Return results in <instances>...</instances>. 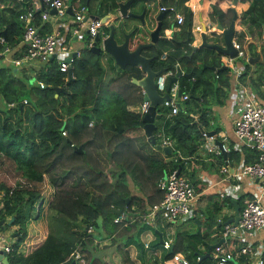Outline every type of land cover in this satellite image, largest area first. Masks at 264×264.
Here are the masks:
<instances>
[{"label":"trees","instance_id":"1","mask_svg":"<svg viewBox=\"0 0 264 264\" xmlns=\"http://www.w3.org/2000/svg\"><path fill=\"white\" fill-rule=\"evenodd\" d=\"M0 1L8 4L0 8V49L5 46L6 52L12 51V57H18L22 55L24 46L16 48L23 28L17 15L27 8L31 0ZM136 1L142 0L133 1L131 8ZM185 1L188 0H155L157 7L166 8L161 21V36L154 46L142 49V54L152 56L150 66L153 69H170L178 63L185 73L179 76L177 82L180 93L187 92L188 97L180 102V108L174 114H168L167 108L157 109L163 121L153 134L163 129L174 140L177 152L186 157V163L172 157L175 149L165 159L159 156L146 141L144 133L135 137L129 135L130 131L142 128L143 113L132 108L142 101L141 90L130 82V79L141 76L138 67L127 65L116 77L110 78L108 88L103 89L105 81L101 79V72L104 68L100 60L103 52L96 54L86 46L79 49V55L73 60L72 79L68 81H64L66 74L59 71L55 58L38 64L32 75L30 69L21 68L18 75L12 71V66L0 65V157L10 160L25 182L39 183L47 177L53 189L50 198L44 200L34 188H25L19 183L9 187L0 182L1 224L7 227L6 217L7 221L12 217L10 225L17 226L12 250L7 255L8 264H79L71 256L76 249L88 259V263L85 260L84 264H98L94 253L97 247L95 241L112 239L120 227L123 232L117 236L126 234V237L135 240L134 237L137 238L146 229L140 218L144 212L143 205L160 199L161 191L156 183L164 173L175 169L193 182L196 190L206 184L194 181L196 168L189 162L191 154L201 143V129L208 128L214 118L211 106L225 103L230 87V70L228 67L221 68L220 54L211 48L200 47L191 53L185 40L192 41V12L184 4ZM248 1L247 8L240 14V23L251 36L260 35L264 24V0ZM80 2L87 6L89 13L93 11L92 14L98 16L114 12L117 8L116 0H98L94 10L90 5L92 1ZM40 9L35 11V23L40 25L41 32H50L48 23L40 21ZM232 12L231 8L223 12L212 4L210 15L225 25ZM176 13L182 16L180 24L176 22ZM125 25L121 26L125 28ZM173 26H177L178 30L172 33L171 38L164 37L163 29ZM144 27L140 38L150 29ZM2 30H5V37ZM103 30L105 34L108 32L107 27ZM138 33L135 26L131 28V42L134 37L140 40ZM61 34L65 40L70 37L66 29ZM121 37L118 34V41ZM243 37L244 33L235 34L239 43H242ZM255 48L252 41L246 42V49L251 55L257 54ZM263 48V45L259 46L258 51L264 52ZM163 52L166 55L162 59ZM105 54L107 70L117 69V72L113 58ZM253 66L251 69V64L245 63L238 77L244 81L248 76L250 87L259 93L260 84L264 81V67L258 62ZM30 76L33 79H29ZM38 81L43 83V87H39ZM120 81L122 91L116 90L115 102H101L100 96ZM54 88H62L56 96ZM189 89H192L191 93ZM89 121L91 125H88ZM62 130L65 134L61 133ZM240 156L250 162L255 152L242 147L240 153L231 148L226 153L229 165H232L231 160L238 161ZM216 157L222 163L221 155ZM199 163V167L205 166L203 162ZM56 168H60L58 177L75 173L77 179L84 180V184L64 189L52 176ZM128 177L137 189L149 184L143 198L130 193L126 181ZM44 204L46 227L43 230L32 229L30 232L36 233L37 240L28 243L30 233L27 226H35L31 219L41 217ZM223 205L231 207L229 199L217 197L211 201V208L208 204L204 207L206 211L201 213L204 232L197 233L196 229L176 231L171 252L168 251L164 257L180 251L185 252L190 264H214L210 256L195 254L198 251L196 244L207 242L211 227H220L216 213ZM120 212H131L137 217L134 216L130 225L126 224L130 218L113 222ZM195 220H191L193 227L196 226ZM88 226L92 227V232L86 230ZM160 242L157 240L152 245L158 246ZM19 247L23 249L19 250ZM205 248L203 246V250ZM122 255L128 261L125 251ZM237 261L231 260L228 264L244 262L242 258ZM262 261L264 264V251Z\"/></svg>","mask_w":264,"mask_h":264},{"label":"built area","instance_id":"2","mask_svg":"<svg viewBox=\"0 0 264 264\" xmlns=\"http://www.w3.org/2000/svg\"><path fill=\"white\" fill-rule=\"evenodd\" d=\"M21 1V0H19ZM4 2L0 1V8L7 6ZM43 7V8H42ZM40 9L39 16L41 20H46L50 17L49 10L54 9L52 15L58 18L59 24L65 27L69 33V38H65L56 28L50 32H41L40 25L35 23V11ZM69 8L72 13H67ZM163 8V7H161ZM171 9V8H170ZM71 17V23L62 22L61 19L67 16ZM18 19L22 21V33L20 36L21 44L24 46L22 55L13 57L10 61L12 65L19 66L27 64L31 61L44 62L50 59L51 54H54V58L57 60V67L59 71L66 74L64 81H67V71L71 67L73 60L79 55V49L68 50L67 43L70 42L72 37L75 38L79 35L80 31L86 33V47L92 44L94 36L97 34L104 36V24L100 16L91 14L88 12L87 6L80 2V0H31L27 8L18 13ZM177 24L182 21V16L179 13L175 15ZM172 28L177 26L165 28L164 32L167 36L172 31ZM60 36L63 38L60 39ZM2 41V38H0ZM232 45L236 50V56L238 58L245 57V48L242 43H239L232 37ZM6 48V47H5ZM5 50L0 49V58L3 56ZM166 53L161 54V58H165ZM235 57H226V64H233ZM178 69V63L173 65V68L163 69L155 77V85L158 92L163 93L165 90V83L168 77L175 74ZM233 74L237 77L241 72L239 67L232 68ZM36 69L32 71L35 73ZM32 75V74H31ZM39 87H43V83L38 81ZM179 91L178 82L173 81L169 87L168 95L169 99H164L161 103L162 107L168 109V114L176 113L178 104L188 97V93L177 95ZM180 92V91H179ZM235 94L236 107L234 117L232 119V131L235 140L251 150L256 152L255 158L250 162L241 163L237 167L238 174L251 177L257 182V190L248 197L243 199V202L239 208V217L236 222L224 223L220 228V236L222 241L215 245L211 250V257L215 264H228L229 261L234 258L250 253V247L248 245H241L236 250H231L228 244L232 241L238 240L236 237L243 231H255L264 226V205L262 200L264 198V100L258 98V95L251 91V89L238 87ZM148 101L142 100L136 108L139 112L144 113L146 110ZM91 125V121L88 122ZM65 134V131H61ZM201 135L204 139L203 148L208 153L218 154L220 152H227L229 146L224 143V138L216 143L215 137L208 135L206 130H201ZM159 144L162 146H168L171 151L175 149L173 139L166 135L163 130L156 132ZM241 147V146H238ZM176 150V157L185 160V156H181ZM226 165L222 166V171H226ZM156 186L161 190L162 194L158 201L146 206L143 219L147 218L149 221L157 216L163 217L166 220L174 221L178 218L184 219L191 214L192 203L201 194L195 186L178 171L171 170L164 173L156 183ZM204 190L211 189L210 187H204ZM128 218L126 212H120L114 217L113 222L119 223ZM131 219V218H130ZM142 219V220H143ZM144 221V220H143ZM145 222V221H144ZM88 232H92V227L86 228ZM14 239L5 233L2 224H0V251H4L6 255L12 250V243ZM98 244V241H95ZM148 242L144 243L147 247ZM98 246V245H97ZM161 246L169 249L171 246V239L167 238L161 240ZM73 261H77L79 264L85 263V256L77 249L71 254ZM174 264H190L187 259L181 256L179 253L171 254ZM64 264H68L64 262ZM156 264H164L162 260H158ZM261 264V259L259 260Z\"/></svg>","mask_w":264,"mask_h":264},{"label":"crops","instance_id":"3","mask_svg":"<svg viewBox=\"0 0 264 264\" xmlns=\"http://www.w3.org/2000/svg\"><path fill=\"white\" fill-rule=\"evenodd\" d=\"M90 1H92L90 4L92 7V10H94V8L96 7V4L98 3V0H90ZM144 1H146V5L150 6L151 8L154 7L153 3L150 2L149 0L136 1V4L133 6L136 8L135 13L137 11H139L140 7L142 6V2H144ZM184 3L186 6H188L191 9V12H192L191 28H190V33L192 35V41L188 42L189 44L197 46L200 43V32L202 31V25L203 24H205V26H206V29H205V34L207 37L206 40L208 42L221 43L220 32L218 30H214V26L216 24L217 18L214 15L213 16L210 15L212 4H215L223 12L226 11L228 8H231L233 10V12L236 13L237 19L234 23V31L235 32L233 34V38H235V34H237V33H244V37H243L244 40L242 41V44L244 45V48L246 51L244 58H238L239 60H237V61L233 60V64H226L225 58L227 56L225 57L222 54H220V59H221L223 65H226V67H228L230 70L229 71L230 87L228 89L227 96L225 98V103L221 106H211V108L213 110L214 118H213L212 122H210L211 125L208 128L204 127V130H206V131H208V130L213 131L212 136L215 137L216 143L219 142V140H221V138L222 139L224 138L223 139L224 143H227V145L229 146V150L231 148L232 150H236L240 153L242 147H245V146L240 145L235 140V137H234L233 131H232V119H233L234 113H235L234 108L236 107L234 91H236V89L238 87L244 88V89L250 88L252 92H254L255 94L258 95L259 99L264 100V81H262V83L260 84L259 93H257L255 90H252V88L250 87V85H249L250 83L248 81V76L246 77V79L244 81H241V80H239V77H238L240 73L236 77L233 74L232 68L233 67L234 68L239 67L242 70L244 67V64L249 63V64H251V69H252V68H254L253 65L255 63H257V62L259 63L261 61V58H262L264 52H260L258 50H259V46L263 45V47H264V27H263V30L261 31L260 35L256 34L255 36H251L250 33L247 32V29L245 28V26L241 25L240 14L242 11H244L247 8V6L249 4L248 0H245V1L236 0L235 3H233V0H188V1H185ZM87 4H88V2H87ZM92 13H93V11L91 12V14ZM67 17H68V23H71V21H72L71 17L69 15ZM147 17H148L147 14L144 13L143 19L146 20ZM122 18H125V17H122ZM122 18L118 17L119 20ZM127 19L128 20L133 19V20L126 21V23L127 22L128 23L125 25V28L123 27L126 32H129L131 30V28L134 27L136 24L139 25V23H141L140 18H138L136 16H131V17L128 16ZM40 21L43 23H45V22L48 23L51 31L58 28L60 33H63L66 29L65 27L60 26V24H59L60 20H58V18L52 14L46 20H41V18H40ZM62 22H64V21H62ZM119 22L120 21H116V24L119 25L120 24ZM147 22H150V21H147ZM148 26H150V25H148ZM222 26L225 27V26H227V24L222 25ZM149 30L145 33L147 37L143 36L140 38L139 41L137 40L136 37H134V39H132V42L130 41L131 42L130 48H133L137 42L148 41L149 36L147 34L149 33ZM174 31H177L176 28H174V29L172 28V31L169 33V36H167L165 34V32L163 35L166 38H171L172 33ZM176 35H177V33H175V36ZM137 36H139V35H137ZM61 38H63V37L60 36V39ZM72 39H75V37L73 36ZM248 41H252L254 43V45L256 46L255 51H257V54L251 55L250 53H248V51L246 49V42H248ZM21 46H22V44H21V42H19V44L16 48H20ZM4 50H5V52H4L3 56L0 58V65L12 66L13 72L18 73V71L21 70V68L30 69V71H31L32 69L33 70L36 69L38 64H40V62L31 61L27 64L22 65L21 68L19 66H14V65H12V62L10 61L13 58L12 57V51L6 52L7 48H5ZM253 57H256V59L251 61V62L248 61L249 58H253ZM263 67H264V65H263ZM178 69H180L179 65H178ZM166 83H167V79H166ZM166 83H165V86H166ZM197 99L199 100V97H197ZM137 107H138V105H136L135 107H132V108L136 109ZM160 118H161V116L154 119V124L156 126H158L159 124L162 123L163 120H160ZM157 120H159V121H157ZM215 128H218V130H215ZM159 130H163V129H159ZM159 130H157V131H159ZM201 130H203V129H201ZM164 133H165V131H164ZM166 135H168V134H166ZM155 139H158V137H156ZM203 141H204V139L201 136V143H200L199 147H197V149L191 154L192 158L189 162V165H192L193 167L196 168L194 171V174H193L194 181L206 183L203 187H201L200 190H197L199 193L206 195V197H203L200 199H198V197L200 195L196 198L194 204L196 206H198V208L195 210V205L193 204L192 209L190 211L191 214L189 216L185 217L184 219L178 218L174 221H169V220H166L165 218L161 217V219L158 220V216H157L156 218L149 221L147 218L143 219L142 216L144 215L146 206L151 204V203L144 204L143 205L144 212L140 215V218H142L145 221V222L144 221L143 222L147 226L146 229H144L139 234V236L137 238L134 237L135 240H132V238H130V237H126V234H124L122 236H117L123 232L121 230L122 227L118 228L117 232H115V235L112 237V239L111 238L99 239L97 242L98 243L97 248L99 250L97 248H95L96 250L94 251V253L97 255V258H98V260H97L98 264H102V263L103 264H156V262L158 260H162L164 264H174V262L172 261L171 255L167 258L164 257V255L168 251H170V248L166 249V248L162 247L161 242H160V245L153 246L152 245L153 242H155L157 240L161 241V240L170 238L171 239V246L170 247L172 249V246L174 243V234L176 233V231H181V230H186V229L187 230L196 229V231H197V222H199V232H202V230H203V232L205 231V229H203V225H205V223H204V219H203L201 213H205L204 211H206V209L204 208L206 206L205 205L206 202L208 204V208H211V201L214 198H217V197L222 198V199L227 198V199H229V202L231 199H234L237 201L239 208H240V206L243 202V199L245 197L251 196L257 190V182L256 181H254L249 176L236 173L237 167L241 163L248 162V161H244L243 157L240 156L238 161L234 162L233 160H231L232 165H229L230 162L228 163V160L226 159L227 158L226 157L227 152H220L218 154L208 153L203 148V146H204ZM173 143H174V141H173ZM150 145H152V144H150ZM159 145L161 147H163L161 144H159ZM152 146L156 151H158L159 156H161L162 158L165 159L166 155H169V154L164 153L162 150L157 149L154 145H152ZM238 146H241V147H238ZM172 151H171V153H172ZM174 152L176 154V150H174ZM222 153L225 154L224 158H223ZM175 154L172 156L173 158H176ZM218 155H221L222 163H219L217 161L216 156H218ZM255 155H256V152H255ZM181 156H183V155H181ZM254 158H255V156L253 157V159ZM183 161L186 163V160H183ZM199 162H203L205 164V166L199 167L200 166ZM223 165H226V167H227L226 171L221 170ZM126 181H127L128 189L130 190L131 194L139 196L140 198H143V196L147 193V191H148L147 188L149 187V184L145 185L143 187V189L142 188L137 189L132 185V182L129 179V177L126 179ZM204 187H210L211 189L204 190L203 189ZM161 194H162V192H161ZM238 199H240V203L238 202L239 201ZM262 203L264 205V198L262 200ZM230 204H231V202H230ZM220 212L221 213H219V211H218L216 213V219H217V221L220 222V223L218 222L219 223L218 226H220V227L219 228L211 227L210 237L208 238L206 243H204V241H203L202 243L198 242L196 244V248L198 251H196L195 254L198 252L201 254V257H202V254H204L207 250L208 244L212 245L218 241H219V243L222 241V238L220 236V228L223 225V222H221V221L222 220L224 221L227 218L234 215L233 205L231 204V207L228 205L221 206ZM129 213L130 214H127V215H128V218H131V219L129 222H126V224L128 223V225L133 224L134 216H135V214L133 215L131 212H129ZM136 214H140V213L137 212ZM135 217H137V215ZM192 217L196 218V220H195L196 226H194V227L191 224V220H192L191 218ZM7 220H8V217H6V221H5L6 223H8ZM178 220H180V224H177ZM32 225H34V222L32 223ZM121 226H124V225H121ZM14 227L15 226H13V225H11V227H9V228L3 227V230L5 231V233L7 235H10L13 239L15 237V231L12 230V229H14ZM39 231H41V230H39ZM133 231L130 234H132ZM28 233H30V234L28 235L27 242L28 243H34L37 240L36 236H34V235H36V233L35 232H32V233L28 232ZM214 236H216V237L213 238ZM216 238H217V240H216ZM146 242H148L147 247L144 246V243H146ZM184 242L189 244L188 240H185ZM240 244L241 245H248L250 247V253L247 255L243 254V255H240V256L234 258L233 259L234 262H236L237 259L242 258L244 260V262L242 264H259V260L261 259V264H263L262 252L264 251V226L253 231L252 235H250L248 237V239H245V240L238 239L236 241L230 242L228 244V247L231 250H236V248H238V246H240ZM203 246L206 247L204 250H203ZM101 248H103V249H101ZM212 248H210L208 256H210L212 262L215 264L214 260L211 257ZM22 249H23V247H22ZM123 251H125L127 253L128 261H126L125 257L122 255ZM174 253H179L181 256H183L185 259L188 260L185 252L183 253L180 251H176ZM187 254H188V252H187ZM85 260L88 263V259L85 258ZM188 262H189V260H188ZM239 262L240 261H237V263H239ZM0 264H2V263L0 262Z\"/></svg>","mask_w":264,"mask_h":264},{"label":"water","instance_id":"4","mask_svg":"<svg viewBox=\"0 0 264 264\" xmlns=\"http://www.w3.org/2000/svg\"><path fill=\"white\" fill-rule=\"evenodd\" d=\"M117 1V8L114 12H107L106 14L100 16L101 21L106 24L108 28V32L104 36L96 35L93 38L92 44L88 47V50L91 52H94L96 54L100 52H105L109 54L113 60L116 66L120 69L125 68L127 65L138 67L141 76L139 78H132L131 82L136 85L140 90L142 94V100L148 101L146 110L144 111L141 122H142V129L144 134L146 135V140L150 144L154 145L157 149L162 150L166 154L171 153V149L168 146L161 147L159 144H156L155 138L153 135V130L156 129V125L154 124V119L161 116V113L157 112V105H161L162 101L164 99H169L168 90L173 81H176L177 78L185 74L180 69L177 70L174 76H171L167 78V83L165 86V90L163 93L158 92L155 85V77L163 71L164 68L160 67L158 69H153L150 66V61L152 59V56H145L142 54V49L152 47L156 43L157 39L161 36L160 35V29H161V21L162 16L164 12L166 11V8H159L157 14L155 15L156 19V25L153 29H151L148 33V41L146 42H137L133 48H130V31L126 32L123 26L120 24H116V20L118 17H128V16H136L140 18L141 22H143V12L144 9L141 11L140 14H136L134 11L131 10V3L134 0H116ZM236 0H233V3H235ZM43 8V7H42ZM54 9L49 10L50 14L54 13ZM67 13L71 15L69 8H67ZM94 17H97L96 15ZM237 19V15L235 12H233L227 26L223 27L218 20H216V24L214 26V30H218L221 34V43H214V42H208L206 40V34L205 24L202 25V31L200 32V43L195 46L188 43V40H185V43L188 44L191 53L200 47H208L219 54H222L224 56L229 57H235L236 56V50L232 45V37L234 34V23ZM115 20V23L113 22ZM264 27V24H263ZM118 34H120L121 40L118 41L117 37ZM2 35L5 37V30H2ZM3 49H5V46H3ZM189 54V56L191 55ZM54 58V54H51L50 59ZM256 57L249 58L248 61L255 60ZM226 65H223L221 68H225ZM219 68V69H221ZM190 76V74H187ZM72 79V68L70 67L67 71V81ZM62 88H54L55 96ZM192 89H189V93H191ZM177 95H180V92H177ZM178 107L180 108V104H178ZM208 135H213L212 130L206 131ZM219 143V142H217ZM80 150V148H77ZM223 158L225 157V154L222 153ZM231 204L234 208V215L227 218L223 221L224 223L228 222H236L239 217V205L236 200L231 199ZM39 204L37 205L38 208ZM12 217L9 219L7 224H10L12 221ZM2 223V220L0 219V224ZM220 223V222H219ZM218 223V225H219ZM197 233H199V222H197ZM219 243L216 242L212 245H207V250L204 254H202V257L209 255L210 248L214 247ZM171 251V247H170ZM0 262L2 264H8L7 255L4 251H0Z\"/></svg>","mask_w":264,"mask_h":264},{"label":"rangeland","instance_id":"5","mask_svg":"<svg viewBox=\"0 0 264 264\" xmlns=\"http://www.w3.org/2000/svg\"><path fill=\"white\" fill-rule=\"evenodd\" d=\"M149 1H153L154 4H156L155 0H149ZM131 10L135 12L136 8L132 7ZM61 20L65 21V22H68V17L63 18ZM120 20L117 19L116 21H120ZM130 20H133V19H130ZM130 20L126 19L125 21H130ZM113 22L115 23V20H113ZM123 22H124V20H123ZM148 27H150V26H148ZM143 34L144 35H142V36H146L145 33H143ZM140 36H141V34H139V38H140ZM86 39H87L86 33L83 32V31H80L79 35L75 39H71L70 42H68L66 44L67 47H68V50L79 49V48L85 47L86 46ZM105 57H106V54H105V52H103V54H102V56L100 58L101 64H103L102 68H104V70L101 72L102 73L101 79L103 81H105V82L102 83L104 85L103 89H107L108 88L107 84L109 82V79L112 78V77H116L118 75V72H120L122 70L120 68H118L117 72H116L117 69L116 70H107ZM237 60H239L238 57H235L234 61H237ZM258 64L259 65H264V54H263V56L261 58V61ZM17 74L19 75V71H18ZM29 79H33V77L30 76ZM130 82H131V79H130ZM119 83H121V81L116 83L113 87H111V88L109 87L108 93L100 96L101 102H103V101H106L107 103L108 102L111 103L113 101L115 102V95H116V93H118L117 91H122L121 85H119ZM157 109H163L164 110V107H162V105H157ZM160 120H162V118H160ZM157 121H159V120H157ZM142 133H144L143 129L142 128H137L135 130L130 131L129 135L135 137L137 135L141 136ZM145 138H146V135H145ZM154 152L159 154L158 151H156V150ZM59 172H60V168H56L55 170H53L52 176L54 177L55 182L58 183L64 189H70V188H73L74 186H79L81 183L84 184V180L77 179V175L75 173L69 174V175L65 176L64 178H60V177H58ZM0 182H2L3 184H5L6 186H9V187H13V186H15V184L19 183L25 188L26 187L27 188H34L40 193V195L42 196V198L44 200H47L48 198H50L52 190H53L52 186L48 183L47 177H45L39 183H30L29 184V183L25 182L20 177L19 173L14 169L13 163L10 160L5 159L4 157H0ZM203 197H206V195L205 194H200L198 199L203 198ZM194 203L195 202H193L192 205ZM205 205H207V202H206ZM197 208H198V206L195 205V210ZM44 209H45V204H44V207H43V211H42L41 217H39L36 220H34L33 218L31 219V221L34 222L35 226L33 228H31V225L29 224L27 226V231L28 232L32 231V229H39V228H42V230L45 229L46 222H45ZM219 213H221L220 209H219ZM159 219H161V217L158 216V220ZM177 224H180V220L177 221ZM13 226H15V227L12 230L15 231L17 226L16 225H13ZM9 227H11L10 224L7 225V228H9ZM36 232H37V230H36ZM252 233H253V231H243L240 235H237L236 237L238 239H240V240H245V239H248V237L250 235H252ZM103 248H101V249H103ZM19 250H22V247H19Z\"/></svg>","mask_w":264,"mask_h":264},{"label":"flooded vegetation","instance_id":"6","mask_svg":"<svg viewBox=\"0 0 264 264\" xmlns=\"http://www.w3.org/2000/svg\"><path fill=\"white\" fill-rule=\"evenodd\" d=\"M150 2H152L153 3V5H154V7H150V6H148V5H146V1H144V2H142V6L140 7V9H139V11H137L136 12V14H140L141 13V11L144 9V12H143V14L145 13V14H147V19L145 20V19H143V17H142V20H143V22H141V23H139V25L138 24H136L135 25V27H136V31L137 32H139L140 34H141V31L145 28L144 26H148V25H150V30L151 29H153L154 27H155V25H156V19H155V15L157 14V12H158V10H159V8L160 7H157V5L156 4H154V2L153 1H150ZM149 2V3H150ZM164 15V14H163ZM163 17V16H162ZM124 20V22H123V20ZM121 20H120V25H124V24H127L126 23V17L125 18H122ZM147 21H150V22H147ZM134 25V24H133ZM146 26V27H147ZM164 30V29H163ZM138 33V34H139ZM163 33H164V31H163ZM148 35V34H147Z\"/></svg>","mask_w":264,"mask_h":264},{"label":"clouds","instance_id":"7","mask_svg":"<svg viewBox=\"0 0 264 264\" xmlns=\"http://www.w3.org/2000/svg\"><path fill=\"white\" fill-rule=\"evenodd\" d=\"M107 27V26H106ZM164 31V30H163ZM32 72V71H31ZM32 74V73H31ZM180 104V103H179ZM157 132V131H156ZM154 135V138H156V133L155 134H153ZM147 141V140H146ZM155 142H156V144H158L159 142H158V139H155ZM8 225V224H7ZM3 227V226H2ZM14 240H15V237H14Z\"/></svg>","mask_w":264,"mask_h":264}]
</instances>
